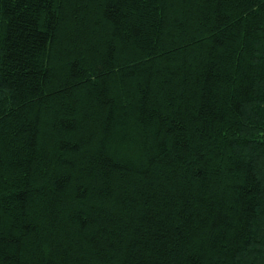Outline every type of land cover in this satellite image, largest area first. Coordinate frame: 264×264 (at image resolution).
I'll return each mask as SVG.
<instances>
[{
  "label": "trees",
  "instance_id": "trees-1",
  "mask_svg": "<svg viewBox=\"0 0 264 264\" xmlns=\"http://www.w3.org/2000/svg\"><path fill=\"white\" fill-rule=\"evenodd\" d=\"M0 264H264V0H0Z\"/></svg>",
  "mask_w": 264,
  "mask_h": 264
}]
</instances>
